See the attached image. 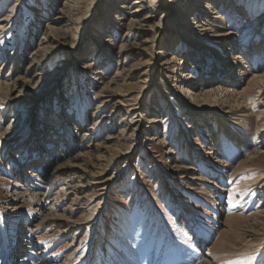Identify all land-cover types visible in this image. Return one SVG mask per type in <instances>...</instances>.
Masks as SVG:
<instances>
[{
    "label": "rangeland",
    "instance_id": "1",
    "mask_svg": "<svg viewBox=\"0 0 264 264\" xmlns=\"http://www.w3.org/2000/svg\"><path fill=\"white\" fill-rule=\"evenodd\" d=\"M138 1L0 0V264H264V0Z\"/></svg>",
    "mask_w": 264,
    "mask_h": 264
},
{
    "label": "bare ground",
    "instance_id": "2",
    "mask_svg": "<svg viewBox=\"0 0 264 264\" xmlns=\"http://www.w3.org/2000/svg\"><path fill=\"white\" fill-rule=\"evenodd\" d=\"M155 0H139L137 3H136V5H135V7H134V9H132L131 10V12H129V14L132 16H134V17H137L138 15H140V19L141 20H144L145 22H147V21H149V20H151V19H153L155 16H157V9H158V6H159V4H156L155 2H154ZM73 5V4H72ZM157 5V6H156ZM74 8V7H73ZM77 8V7H76ZM211 9V5L210 4H207V6H204V5H202V4H200L199 6H198V9H200V14H202L204 11H207V9ZM70 11H71V9H70ZM75 13V12H74ZM132 13H135V14H132ZM204 14V13H203ZM215 15H216V17H217V19H221L220 18V14H218V13H215ZM215 17V18H216ZM63 18H65L64 16L63 17H61V18H58V20H57V22H59V21H62V19ZM77 23V21L75 20V19H70V18H68V24L69 25H72V26H74L75 24ZM188 22H185V21H183V23H182V26H188ZM194 25H197L198 26V28L199 27H201V26H199V24L198 23H194ZM70 27V26H69ZM134 27V25H132V28ZM49 30V29H48ZM202 30H204L203 28H200V31H202ZM59 32V29H56V28H54V29H52V32L51 33H54V34H56V33H58ZM51 33H49L48 35H47V38L46 39H48V41H51V40H53V42H55V41H57V39H56V37L54 38V36H52V34ZM64 34V33H63ZM62 34V35H63ZM230 34L231 33H228L227 35H229L230 36ZM223 36V35H222ZM58 38V37H57ZM38 62V61H37ZM221 63V66L223 65V68H226V69H228V67L230 68L231 66H232V64L234 65V62L231 60H228V59H226V58H224V57H222L221 58V61H220ZM91 66H93V65H91V64H86L85 65V67H91ZM35 67H37V65H35ZM36 71L37 72H40L41 71V67H40V65L35 69V74H33L32 75V77H35L36 76ZM183 77H185V79L183 80V85H185V86H189L190 85V83L187 81V79H188V77H189V75L187 74V75H184ZM252 77V76H251ZM257 80V79H256ZM259 80V79H258ZM260 83V82H259ZM262 83V82H261ZM264 85V84H263ZM264 90V89H263ZM208 91H210V88H206V89H204V88H201V89H199V90H197V92H195V91H192V89H188V99H191V100H193L195 103H199V102H207V100L208 99H211L210 98V96H211V94H207L206 92H208ZM107 93H110V92H107ZM200 93H203V95L202 94H200ZM112 94V93H111ZM111 94H109V96H107V98H106V100L107 101H104L103 103L104 104H108L109 102H111L112 100H113V96H110ZM200 94V95H199ZM215 98H213V100H214ZM216 101V100H215ZM218 101V100H217ZM222 117V116H221ZM221 120V119H220ZM90 130H94V127H91L90 128ZM86 134H84V136H85ZM214 135H215V137L216 138H214L215 140H214V142H215V146H218V147H220V145H221V140H222V137H224V138H226V139H229V142L230 143H232L235 147H236V149H238V151L239 152H242L243 151V148L244 147H246V146H248V144L244 141V139L242 138V137H240V135H238L237 133H235L234 132V130H232L226 123H224L223 121H222V123H221V126H219V130L216 132V133H214ZM190 154H192V153H190ZM208 154H210V153H208ZM83 155V154H82ZM256 155V154H255ZM254 155V156H255ZM75 156V155H74ZM191 156V155H190ZM76 158V157H75ZM74 160V159H73ZM44 161V160H43ZM74 165V164H73ZM71 169V168H70ZM187 169V168H186ZM61 171V167H60V169H55V170H53V172L50 174L51 175V177L53 178L55 175H58V174H60L59 172ZM33 173H30V177H28V175H26L25 177H27V180L28 181H31V180H33V177H34V174L32 175ZM25 179V178H24ZM198 178H193V180H197ZM26 180V179H25ZM109 182V181H108ZM92 184H93V187H97V188H101V187H104V181H101L100 179L98 180H95V181H93L92 182ZM35 196L36 195H38L37 193H35L34 194ZM26 196H29L28 195V193L27 192H25L24 194H23V196L21 197L22 199L24 198V197H26ZM42 201H43V198H41V197H35L32 201L30 200H24V203H28L27 205H26V207H25V210H23V214H25L27 211L29 212V214L30 215H32V214H35V213H38V211L39 210H41L42 211V209H44L43 207V204H42ZM31 202V203H30ZM30 203V204H29ZM27 212V213H28ZM19 214H21V212H19ZM44 220L45 219H48V216H50V213L49 214H45L44 213ZM31 217V216H30ZM44 220H42V221H44ZM68 221H70L71 223H74L72 220H68ZM41 224L43 223V222H40ZM19 236H21V238L19 237ZM18 245H17V247H15V249H13V253H15V256L16 257H20V256H23V254H22V251H19V249L18 248H22L23 246H25V243H27V241H28V239L25 237V235L24 234H18ZM24 253V252H23ZM27 254H25L24 253V256L23 257H20V259H21V263L22 264H28L27 263V256H26ZM40 264V263H39ZM115 264H122V262H116Z\"/></svg>",
    "mask_w": 264,
    "mask_h": 264
}]
</instances>
